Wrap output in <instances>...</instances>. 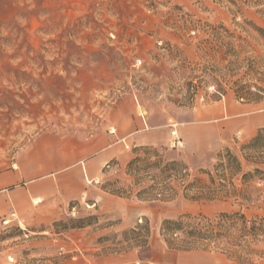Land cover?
<instances>
[{
    "label": "rangeland",
    "instance_id": "obj_1",
    "mask_svg": "<svg viewBox=\"0 0 264 264\" xmlns=\"http://www.w3.org/2000/svg\"><path fill=\"white\" fill-rule=\"evenodd\" d=\"M188 15L246 37L243 65L264 78V36L242 29L245 20L264 28V0H0V173L13 168L29 151L55 152L70 164L91 156L110 138L121 148L120 157L106 162L98 181L91 183L84 174L86 184H94L103 194L101 200L91 196L73 201L46 222L3 220L0 264L139 261L137 251H113L119 248L124 230L147 219L150 248L143 255L151 263L242 264L222 253L169 249L160 235L163 219L239 209L232 200L193 199L176 182L170 200H139L134 179L126 172L136 152L149 145L165 148L170 160L184 161L190 179L200 169L213 170L217 153L225 148L241 157L244 171L264 169V150L262 155L257 153L260 163L254 162L255 157L243 159V154L252 153L243 151L242 145L253 136L244 138L241 131L228 135L213 118L194 117L227 95L242 101L233 90L215 100L211 82L201 87L195 99H183L187 83L197 81L191 79L189 68L217 65L201 58L198 46L209 33L186 29ZM216 37L224 44L230 41L222 32ZM173 123L182 147L170 145ZM191 124L216 125L202 128L201 153L192 150L199 139ZM140 128L158 129L157 142L139 143ZM257 187L262 201L244 210L249 217L264 215V180ZM78 218L93 223L69 230L54 225L61 219L71 225L69 220ZM252 264H264V258Z\"/></svg>",
    "mask_w": 264,
    "mask_h": 264
},
{
    "label": "trees",
    "instance_id": "obj_2",
    "mask_svg": "<svg viewBox=\"0 0 264 264\" xmlns=\"http://www.w3.org/2000/svg\"><path fill=\"white\" fill-rule=\"evenodd\" d=\"M185 23L186 29H203L209 33V37L201 41L198 49L203 61H213L217 65L206 67L197 64L189 68L191 79L197 81L187 83L188 89L183 99H195L201 87L211 82L215 85V100L227 94L228 90H233L237 98L243 101L259 102L264 99V78L254 75L250 66L243 65L242 55L247 52L248 46L246 37L234 35L222 24L203 23L189 15ZM242 29L247 34L258 31L264 36V28L250 20L244 21ZM221 32L230 38L229 42L221 43V39L216 37ZM236 40L239 42L236 43ZM223 47L227 48V52H222ZM164 149L152 145L143 146L126 166L127 175L134 179L136 197L139 200H170L175 191L172 184L176 182L183 185L185 194L193 199L224 202L232 200L233 204L240 207L213 216L186 213L177 218L163 219L160 235L167 247L172 250L222 253L242 264H252L255 259L264 258V215L253 214L249 217L244 211L256 207L262 201L261 195L257 194L260 191L257 185L264 180V169L256 166L244 171L241 157L230 148H225L217 153V163L213 170L200 169L199 175L190 179L189 166L182 160L168 159ZM242 150L252 153L243 154V159L247 161L253 157L257 160L261 158L257 157V153L262 155L264 150V128L259 129L248 143L243 144ZM203 175L207 178H203ZM107 191L123 196L111 189ZM69 222L71 225L61 219L54 225L69 230L93 223L86 218L70 219ZM150 237L151 226L147 219L143 224L124 230L117 241L119 248L113 253L137 251L139 261L121 264H156L143 255L149 251Z\"/></svg>",
    "mask_w": 264,
    "mask_h": 264
},
{
    "label": "crops",
    "instance_id": "obj_3",
    "mask_svg": "<svg viewBox=\"0 0 264 264\" xmlns=\"http://www.w3.org/2000/svg\"><path fill=\"white\" fill-rule=\"evenodd\" d=\"M194 117L197 120L213 118L217 127L225 126L228 135L241 131L244 138H249L264 128V99L259 102L237 101L227 95L223 100L198 110ZM191 125L195 139H199L192 150L201 153L204 151L202 128L216 125ZM158 133V129L140 128L136 138L141 144L156 143ZM189 143L188 148L192 146ZM120 153V146L110 138L91 156L70 164L62 162L55 152L29 151L23 154L18 164L0 173V230L4 227L3 220L18 219L27 224L46 222L73 201L81 202L91 196L96 201L101 200L103 194L95 190L98 187L94 184L93 187L86 184L84 174L91 178V183L98 181L106 162L120 157ZM37 198V202L41 200L39 203H36Z\"/></svg>",
    "mask_w": 264,
    "mask_h": 264
},
{
    "label": "built area",
    "instance_id": "obj_4",
    "mask_svg": "<svg viewBox=\"0 0 264 264\" xmlns=\"http://www.w3.org/2000/svg\"><path fill=\"white\" fill-rule=\"evenodd\" d=\"M173 138L170 140V145L172 147L178 148L183 146V141H181L180 137L178 136V132L176 129V124L173 125V129L171 131ZM7 222V221H5Z\"/></svg>",
    "mask_w": 264,
    "mask_h": 264
}]
</instances>
